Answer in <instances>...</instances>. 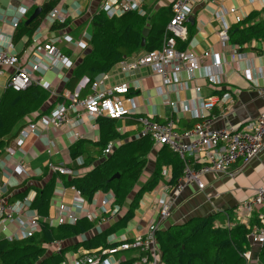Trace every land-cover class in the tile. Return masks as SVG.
Returning a JSON list of instances; mask_svg holds the SVG:
<instances>
[{"label": "crops", "instance_id": "obj_1", "mask_svg": "<svg viewBox=\"0 0 264 264\" xmlns=\"http://www.w3.org/2000/svg\"><path fill=\"white\" fill-rule=\"evenodd\" d=\"M13 0H0V9L6 11L12 4ZM49 0H17L18 7H26L29 10L33 6H42L43 3ZM175 0H143L142 7L147 12L148 26L152 22L166 20L168 25L173 16L172 4ZM192 12L190 16L194 17L193 23H188V28L192 29V35L187 41V49L193 51L195 54L202 56L205 52L211 51L223 60L224 62V82L220 86H210L204 72L197 75L196 81L189 80L188 74L182 72V81L179 88H167L162 85L160 77L154 75L149 68H144L138 72L135 77L140 81V88L138 90L131 89L130 95L140 98V104L137 107V113L131 116H123L118 119V128L121 133L128 134V139L131 141L136 139V135L140 131L139 121L136 119L139 116L153 115L157 120H166L174 118L177 120L178 130H187L193 127L199 120L195 117L196 112L201 108V99L215 97L216 106L207 113L211 121V127L215 129L232 128L239 129L246 122L254 120L260 114L264 113V95L259 93V87L264 85V38L254 39L241 46L239 54L241 58L232 59V52L235 44L229 39L228 42L221 41L219 33L227 28L228 33L237 29L238 23L246 21V26H253L259 23H264V0H191ZM101 0H61L57 7L68 9L71 16L67 17L64 23L67 26L58 31H52V23L44 19L40 38H52L53 36L70 35L74 42H62L59 45L60 50L70 57L73 66L72 69H55L47 72L43 76V83L48 87L42 86L51 92L52 97L48 103L56 101V98L63 91L68 83L73 69L82 61L81 57L90 50L89 41L92 33L91 18L99 11ZM7 3V4H6ZM7 5V8L5 7ZM78 8L81 15L76 17L72 12V8ZM6 8V9H4ZM232 10H235L232 12ZM237 18L241 21L238 22ZM39 25V26H40ZM2 32L8 36L13 35L16 31L8 24L0 22ZM150 36V35H149ZM25 39L20 51L22 53L21 60L26 59L32 52V46H25ZM83 41L86 43L85 48L78 47L76 43ZM147 46V47H146ZM146 49L142 54L152 50H158L162 47V38L151 36L147 38ZM206 63V61L204 62ZM110 80L108 86H116L123 82H132L133 79L129 75L121 74L118 66L110 72ZM253 76H256L258 86H255L250 81ZM11 77V70H3L0 74V98L7 89V84ZM158 78V79H156ZM160 78V79H159ZM197 85L201 88L200 95H197L194 86ZM40 86V85H39ZM155 92V98H160L161 103L155 104L153 102L152 92ZM143 92L148 97L143 99ZM163 93L168 96L171 101L176 102L177 109L174 112L170 107L165 106L163 103ZM225 93H230L234 99V103L219 102V97ZM200 96V98H198ZM123 105L126 109L132 107L131 102L127 100L128 95L121 96ZM136 105V104H135ZM161 107V109L159 108ZM47 108H42L37 113H41ZM139 108L141 111L139 113ZM34 117L27 118L25 123H28ZM83 135L82 138L77 139L69 129L63 130H50L44 136H37L31 134L24 142L22 148L16 147V140L12 141L9 148L14 149V156H9L7 152L0 159V198L12 197L23 192L29 186H42L49 181L53 175L49 169V163L55 165H65L74 170V175L81 176L87 171L91 170L94 166H86L83 164L79 167L78 158H81L83 163L89 157H95L97 154V147L95 142L99 139V128L97 121H89L84 117V122L80 128ZM92 133V138L89 134ZM82 141L84 152L76 160H73L70 153V148L77 142ZM53 143V145H52ZM159 148H153L148 156V163L145 167L139 181L138 191L141 185L146 183L155 171V162L157 151ZM50 149V150H49ZM94 150V155L91 151ZM18 157V158H17ZM24 160L27 164L26 173L18 174L16 166ZM103 159H97L96 164L101 163ZM5 166H2V164ZM15 167V168H14ZM15 169L14 171L12 169ZM78 168V169H77ZM166 168V167H164ZM163 168V169H164ZM162 169V170H163ZM232 175L220 174H205L202 176V181L205 184L203 190H199L195 184H188L180 194L176 195L175 188L169 184L171 170L167 168V177L162 176L161 181L153 191L145 192L140 200L139 207L135 212V217L130 222L134 221L136 224L133 228H128L130 222L123 232L117 233V239L120 238L133 240L136 236H145L147 234L149 225L152 221L158 219L157 211L161 197L167 195L171 203V213L167 221L161 225L160 230H164L171 225L183 223L193 217H202L219 214L216 220L217 224L222 226H234L242 223L235 213L237 206L249 199H251L256 190L264 184V150L262 153L252 160L248 165L243 166L241 161H238L230 168ZM68 177V176H67ZM69 179V178H68ZM26 183L22 187L23 183ZM75 191L71 188H65L62 182H58L54 197L51 201V210L49 218H55L57 207L60 203L64 202L71 204L75 200H82L87 202L83 197L77 198ZM35 192H30L27 197L33 200ZM26 198V197H25ZM104 198L103 193H97L95 196V206L92 207L88 203L89 211L95 212L100 218L101 229H105L116 219L120 218L126 212L122 208L120 214L114 218L107 217L103 221V215L97 211L98 207ZM230 210L232 212L228 213ZM228 211V212H227ZM253 216V217H252ZM261 220L264 218V207L253 211L249 217V223L252 220ZM243 224V223H242ZM264 226V223H262ZM6 232L1 234L0 237L4 238L12 236L17 229L15 223L6 224ZM96 230L92 231V234ZM120 237V238H119ZM82 240V238H79ZM73 242V241H72ZM65 243H60V247L65 246ZM50 250H56L58 246L50 245ZM133 251L130 256H123L117 261H127L136 259L141 255L139 250ZM125 252V251H123ZM260 246H252L250 255V264H259L258 257ZM85 251L81 248L78 251H71L66 255L68 264H74L75 260ZM119 254V253H118ZM117 255V254H116Z\"/></svg>", "mask_w": 264, "mask_h": 264}, {"label": "built area", "instance_id": "obj_2", "mask_svg": "<svg viewBox=\"0 0 264 264\" xmlns=\"http://www.w3.org/2000/svg\"><path fill=\"white\" fill-rule=\"evenodd\" d=\"M143 0H102L99 11H103L109 18L120 17L128 12H137L138 15L145 17L147 12L142 7ZM173 16L167 25L163 37L162 47L148 53L140 54L135 57L122 60L117 66L121 74L129 75L135 78L138 72L144 68H149L154 75L162 80L163 87L179 88L182 84V72L188 74L189 80L196 81L197 75L204 72V77L210 86H220L224 82V62L217 54L207 51L202 56L195 54L189 49L181 50L180 43H186L189 37V28L187 19L192 12L191 0H176L172 5ZM235 10H232L234 12ZM76 17L81 15L78 8H72ZM28 9L26 7L9 6L6 11L0 9V22L8 24L13 29H17L21 22L26 19ZM71 16L68 9L55 7L46 16V21L51 23H64L67 17ZM240 22L241 19L237 18ZM42 25L34 32L31 38L32 52L26 56L25 61L16 51V45L13 42V35H6L0 28V74L3 70H11V77L7 88L15 91L25 90L33 84L48 87L43 83V76L55 69H72L73 63L69 56L64 54L59 45L62 42L73 43L70 35L53 36L45 40L40 38ZM221 41L228 42L229 34L227 28L219 33ZM78 47L85 48L83 41L76 43ZM241 46L235 45L232 52V59L241 58L239 50ZM206 61V63H204ZM264 79V76L261 75ZM110 72L98 76L91 84L89 93L81 96V89L88 83V78L78 85L75 92H65L64 101L58 103L55 108L46 115L34 113L27 125L20 131L16 139V147L22 148L25 140L31 135L44 136L50 130L69 129L77 139L83 137L80 128L83 125L84 117L89 121H97L100 117L120 119L123 116L136 114V105L133 96L130 95L131 89L138 90L140 81L135 78L132 82H123L116 86H108ZM250 81L258 86L256 76ZM197 95H200L201 88L194 86ZM259 93L264 95V85L259 87ZM128 95L127 100L131 102L132 107L126 109L123 105L121 96ZM130 95V96H129ZM164 96V105L170 107L176 112V102ZM200 98V96H198ZM201 108L196 112L195 117L198 122L191 129L178 130L177 120L168 118L163 122L153 120V115H146L139 118L140 131L136 139L150 137L153 142V148L167 146L173 153L177 154L184 162L185 167L182 177L174 186L176 195L180 194L188 184H195L199 190L205 188L202 176L205 174L232 175L230 168L232 165L241 161L243 166L248 165L252 160L258 157L264 150V113L260 114L254 120L246 122L239 129L222 128L215 129L211 127L207 113L217 104L215 97L201 99ZM219 102L234 103L230 93H225L219 97ZM53 145V143H52ZM117 142H110L104 154H110ZM50 150V149H49ZM6 152L9 156H14V149L8 148ZM78 164L83 161L78 158ZM199 165L197 169L194 166ZM2 166H5L3 163ZM18 174L26 173L27 164L21 160L16 166ZM49 169L52 173L73 177L74 171L65 165H55L49 163ZM162 176L167 177V168L162 170ZM77 198H82L81 192L72 187ZM32 200L28 197L10 202L6 198H0V235L5 233L6 224L15 223L17 229L12 236H7L9 240L27 239L35 236L40 229V217L37 212L31 208ZM157 211L158 219L150 223L145 236H136L128 242V239L120 238L123 241L121 245L113 248H100L92 252L81 254L74 264H120L122 260L117 261L114 256L123 251L139 250L141 255L139 260L133 264H161V253L156 241V232L159 230L170 216L171 203L167 195H163L159 202ZM264 207V184L260 186L255 195L240 203L235 213L241 222L245 225L249 217L256 209ZM122 208L115 204L113 193L104 194L101 205L98 207L103 215V221L107 217L114 218L120 214ZM86 217L90 221H99L95 212L89 211L88 203L82 200H75L71 204L60 203L57 207L56 217L48 218L50 226H59L61 224H75L79 218ZM264 223V218L261 217ZM98 222L95 228L97 233L101 232ZM248 226V225H247ZM1 238V237H0ZM3 238V237H2ZM249 239L251 246L264 243V228L254 227ZM111 241H118L114 236ZM60 250V243H55ZM251 251V250H250ZM250 251L245 252L244 257L248 264L251 263ZM63 264H68L64 262Z\"/></svg>", "mask_w": 264, "mask_h": 264}, {"label": "trees", "instance_id": "obj_3", "mask_svg": "<svg viewBox=\"0 0 264 264\" xmlns=\"http://www.w3.org/2000/svg\"><path fill=\"white\" fill-rule=\"evenodd\" d=\"M60 1L49 0L43 3L40 16L26 25V20L37 8L33 6L13 34L15 45L24 39L25 46L31 45L34 32ZM148 20H151L148 15L142 17L137 12H128L121 17L109 18L103 11H97L91 18L90 50L81 57L82 61L73 69L63 91L48 108L52 94L42 86L33 84L21 91L7 88L0 98V159L27 125L25 123L27 118H31L42 108L47 109L38 113L40 115L52 112L58 103L64 101L65 92H75L85 77L89 79V83L81 89V96L88 95L90 84L98 76L111 72L122 60L142 54L147 47L141 46L144 28L150 29L148 39L151 36L162 38L167 26L166 20L152 22L150 26H148ZM247 20L238 23L241 26L228 33L233 44L242 46L254 39L264 38V23L246 26ZM66 26L67 23L54 22L51 30L58 31ZM192 34V29L191 33L189 29L188 40ZM179 48L185 50L187 42L180 43ZM140 117L142 115L136 119L139 120ZM153 120L164 121L155 118ZM97 126L99 128V139L95 142L98 148L97 154L95 157L87 158L83 163L86 166H94L91 170L84 175L73 177L52 173L53 175L44 185L29 186L23 192L8 197L7 200L13 202L24 199L32 191L35 192L31 208L40 217V229L35 236L27 239L0 238V264H63L67 261L66 255L71 251L82 248L85 252H92L100 248L118 247L123 241L113 242L109 238L133 220L143 194L153 191L161 181L162 169L166 167L171 170L169 184L173 187L182 177L184 162L167 146H162L157 151L154 173L134 193L147 166L148 156L153 150L152 140L150 137H142L130 141L128 134L119 131L118 119L100 117L97 119ZM110 142H117V146L110 154L105 155L104 150ZM82 143L79 141L70 148L73 160L84 152ZM97 159H103V161L96 164ZM194 167L198 169L200 166ZM116 174H119L118 178H114ZM58 182H62L65 188L78 189L82 197L90 204L94 202L97 193L112 192L115 204L125 208L126 212L105 229H101L100 233L92 234L100 220L92 222L86 217L79 218L75 224L50 226L48 218L51 201ZM25 185L24 182L22 187ZM230 212L232 210L228 213ZM218 215L193 217L164 230L159 229L156 232V241L161 253V264H248L244 254L252 248L249 234L254 227L264 228L261 220L259 217L256 221L251 219L248 226L242 223L233 227L222 226L216 222ZM55 243L66 245L60 247V250H50V245ZM259 246L258 263L264 264V243ZM137 260L139 257L122 261L120 264H133Z\"/></svg>", "mask_w": 264, "mask_h": 264}, {"label": "rangeland", "instance_id": "obj_4", "mask_svg": "<svg viewBox=\"0 0 264 264\" xmlns=\"http://www.w3.org/2000/svg\"><path fill=\"white\" fill-rule=\"evenodd\" d=\"M102 2V1H101ZM101 2H100V5H101ZM7 4V3H6ZM5 4V5H6ZM12 4H13V6H15V7H18V4H17V0H13L12 1ZM6 8H7V5L5 6ZM100 7V6H99ZM6 8H4V9H6ZM122 16V15H121ZM120 16V17H121ZM22 46H23V43L22 42H20L18 45H17V51H20V49L22 48ZM157 77H159V76H157ZM156 79H158V78H156ZM160 79V78H159ZM161 80V79H160ZM152 97H153V102L155 103V104H160L161 103V100H160V98H155V92L153 91L152 93ZM147 97H148V95L145 93V92H143V96H142V98L143 99H147ZM134 98V101H135V104H136V106L138 107L139 106V104H140V98L139 97H137V96H134L133 97ZM163 103H164V99H163ZM224 103H226V102H224ZM160 109H161V107H159ZM139 113H140V111H141V108H139ZM136 113H137V109H136ZM92 133H90L88 136H89V138H92V135H91ZM91 154L92 155H94V150H92L91 151ZM4 156V154L1 156V157H3ZM18 158V157H17ZM15 168V167H14ZM12 169L13 171L15 170V169ZM95 200H94V202L93 203H91V206L92 207H94L95 206ZM136 223L134 222V221H132V222H130V224H129V226H128V228L127 229H125V230H129V229H131V228H133V225H135ZM121 232H123V228L121 229V230H119L118 231V233H121ZM114 236H116V235H113V236H111L110 238H109V240L111 241L112 239H113V237ZM118 241H120V240H118ZM51 248V247H50ZM57 249V248H56ZM133 254V251H131V252H129V251H125V252H121V253H119V254H117V255H115L114 256V258L115 259H119V258H121V257H123V256H130V255H132Z\"/></svg>", "mask_w": 264, "mask_h": 264}, {"label": "water", "instance_id": "obj_5", "mask_svg": "<svg viewBox=\"0 0 264 264\" xmlns=\"http://www.w3.org/2000/svg\"><path fill=\"white\" fill-rule=\"evenodd\" d=\"M42 7L38 6L35 11L33 12V14L26 20L25 24L29 25L31 24L34 20H36V18H38L40 16V14L42 13ZM188 23H193L194 22V17L193 16H189V18L187 19ZM150 35V29L149 28H144L143 29V38H142V43L141 46L144 48L146 46V42H147V38ZM119 174H116L114 176V178H118Z\"/></svg>", "mask_w": 264, "mask_h": 264}, {"label": "bare ground", "instance_id": "obj_6", "mask_svg": "<svg viewBox=\"0 0 264 264\" xmlns=\"http://www.w3.org/2000/svg\"><path fill=\"white\" fill-rule=\"evenodd\" d=\"M175 1H176V0H175ZM175 1H174V2H175ZM174 2H173V3H174ZM172 5H173V4H172ZM168 24H169V23H168ZM166 27H167V26H166Z\"/></svg>", "mask_w": 264, "mask_h": 264}]
</instances>
